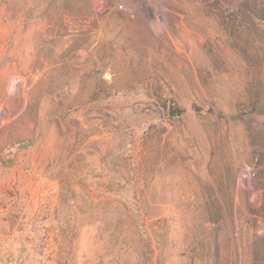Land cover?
I'll return each mask as SVG.
<instances>
[{
	"label": "rangeland",
	"instance_id": "374dc122",
	"mask_svg": "<svg viewBox=\"0 0 264 264\" xmlns=\"http://www.w3.org/2000/svg\"><path fill=\"white\" fill-rule=\"evenodd\" d=\"M259 147L264 0H0V264H264Z\"/></svg>",
	"mask_w": 264,
	"mask_h": 264
},
{
	"label": "trees",
	"instance_id": "16d2710c",
	"mask_svg": "<svg viewBox=\"0 0 264 264\" xmlns=\"http://www.w3.org/2000/svg\"><path fill=\"white\" fill-rule=\"evenodd\" d=\"M161 103V107H160V111L163 113V115L168 118L169 120H175L176 118L181 117L184 114V111L181 109V106L179 105V103L172 98H165L162 101H160ZM261 150L259 151V154H262V150H264V148L259 147ZM263 157H264V153H263ZM237 191H235L236 195ZM244 203L247 205V207L249 208V212L252 213L253 215H258L259 211H256L255 208V204L259 205L257 197L253 194L250 193L248 191H245L243 196L241 197L242 199L244 198ZM261 204L259 205L262 209H264V197L263 199H261Z\"/></svg>",
	"mask_w": 264,
	"mask_h": 264
}]
</instances>
